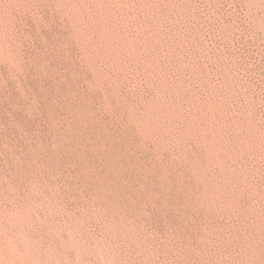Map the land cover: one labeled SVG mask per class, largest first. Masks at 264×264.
Segmentation results:
<instances>
[{"label": "rangeland", "instance_id": "374dc122", "mask_svg": "<svg viewBox=\"0 0 264 264\" xmlns=\"http://www.w3.org/2000/svg\"><path fill=\"white\" fill-rule=\"evenodd\" d=\"M0 264H264V0H0Z\"/></svg>", "mask_w": 264, "mask_h": 264}]
</instances>
